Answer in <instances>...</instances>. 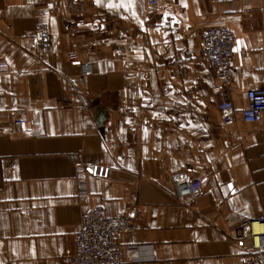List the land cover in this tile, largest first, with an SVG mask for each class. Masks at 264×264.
Segmentation results:
<instances>
[{"label":"crops","instance_id":"0c3cea01","mask_svg":"<svg viewBox=\"0 0 264 264\" xmlns=\"http://www.w3.org/2000/svg\"><path fill=\"white\" fill-rule=\"evenodd\" d=\"M212 26L235 40L220 90L201 37ZM256 87L264 0H0V126L23 111L33 128L0 134V264H68L83 215L127 204L141 218L122 235L125 264H264L244 232L264 217V113L241 115ZM182 174L203 183L190 207L175 195Z\"/></svg>","mask_w":264,"mask_h":264},{"label":"built area","instance_id":"2783aa9c","mask_svg":"<svg viewBox=\"0 0 264 264\" xmlns=\"http://www.w3.org/2000/svg\"><path fill=\"white\" fill-rule=\"evenodd\" d=\"M161 0H150L151 5H157ZM48 30L40 27L36 38L46 37ZM206 57L213 67L217 83L214 89L220 90L228 85L232 77L231 61L234 55V35L226 26L206 27L201 31ZM68 58L75 61L77 52H68ZM83 75L93 72L90 62L81 63ZM248 105L241 110L242 117L248 122H259L264 113V87L252 88L248 91ZM224 123L229 125L236 118L237 110L231 100L224 99L218 103ZM33 128L28 124L23 111H19L13 122L12 129L6 130L0 126V134L5 132L28 133ZM75 180L78 196L85 197L89 193V166L81 158L74 160ZM174 189L177 200L192 206L197 194L203 190L202 181L189 174L174 177ZM141 214L132 204H127L124 211L117 216L107 214L105 208L99 205L83 215L82 225L76 233L75 253L67 260L68 264H125L122 261V235L135 229V221ZM261 226L256 229L255 224ZM254 251L264 253V217L251 221L245 228Z\"/></svg>","mask_w":264,"mask_h":264},{"label":"bare ground","instance_id":"6f19581e","mask_svg":"<svg viewBox=\"0 0 264 264\" xmlns=\"http://www.w3.org/2000/svg\"><path fill=\"white\" fill-rule=\"evenodd\" d=\"M255 225H256V226H255L256 229H259V228L261 227V226H259V224H257V223H256Z\"/></svg>","mask_w":264,"mask_h":264},{"label":"snow or ice","instance_id":"6c2138e0","mask_svg":"<svg viewBox=\"0 0 264 264\" xmlns=\"http://www.w3.org/2000/svg\"><path fill=\"white\" fill-rule=\"evenodd\" d=\"M98 2H99V0H98Z\"/></svg>","mask_w":264,"mask_h":264}]
</instances>
